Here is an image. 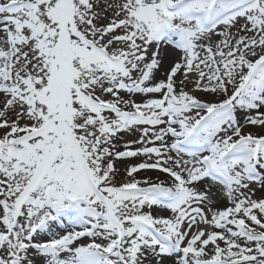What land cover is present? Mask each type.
Masks as SVG:
<instances>
[{"label":"snow or ice","instance_id":"snow-or-ice-1","mask_svg":"<svg viewBox=\"0 0 264 264\" xmlns=\"http://www.w3.org/2000/svg\"><path fill=\"white\" fill-rule=\"evenodd\" d=\"M0 264H264V0H0Z\"/></svg>","mask_w":264,"mask_h":264}]
</instances>
